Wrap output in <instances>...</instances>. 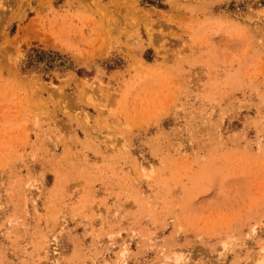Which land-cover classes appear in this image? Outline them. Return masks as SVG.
<instances>
[{"label": "rangeland", "instance_id": "374dc122", "mask_svg": "<svg viewBox=\"0 0 264 264\" xmlns=\"http://www.w3.org/2000/svg\"><path fill=\"white\" fill-rule=\"evenodd\" d=\"M0 264H264V0H0Z\"/></svg>", "mask_w": 264, "mask_h": 264}]
</instances>
